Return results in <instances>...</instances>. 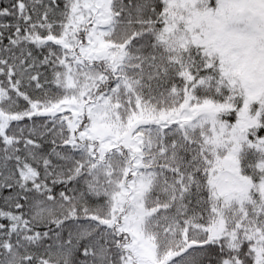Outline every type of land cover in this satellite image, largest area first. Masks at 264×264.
Instances as JSON below:
<instances>
[{"label": "snow or ice", "instance_id": "obj_1", "mask_svg": "<svg viewBox=\"0 0 264 264\" xmlns=\"http://www.w3.org/2000/svg\"><path fill=\"white\" fill-rule=\"evenodd\" d=\"M0 264H264V0H0Z\"/></svg>", "mask_w": 264, "mask_h": 264}]
</instances>
